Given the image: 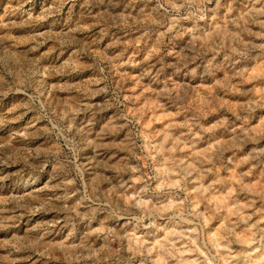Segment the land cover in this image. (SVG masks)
<instances>
[{
  "label": "rangeland",
  "instance_id": "374dc122",
  "mask_svg": "<svg viewBox=\"0 0 264 264\" xmlns=\"http://www.w3.org/2000/svg\"><path fill=\"white\" fill-rule=\"evenodd\" d=\"M258 263L264 0H0V264Z\"/></svg>",
  "mask_w": 264,
  "mask_h": 264
},
{
  "label": "bare ground",
  "instance_id": "6f19581e",
  "mask_svg": "<svg viewBox=\"0 0 264 264\" xmlns=\"http://www.w3.org/2000/svg\"><path fill=\"white\" fill-rule=\"evenodd\" d=\"M240 238H241V237H240ZM224 252H225V251H224ZM224 257H225V256H224ZM252 259H253V258H252ZM262 260H263V259H262ZM262 260H261V261H262ZM258 264H259V263H258Z\"/></svg>",
  "mask_w": 264,
  "mask_h": 264
}]
</instances>
